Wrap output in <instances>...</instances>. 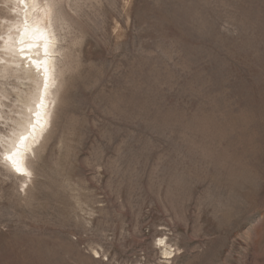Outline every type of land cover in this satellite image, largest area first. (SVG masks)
Returning <instances> with one entry per match:
<instances>
[{
	"label": "rangeland",
	"instance_id": "1",
	"mask_svg": "<svg viewBox=\"0 0 264 264\" xmlns=\"http://www.w3.org/2000/svg\"><path fill=\"white\" fill-rule=\"evenodd\" d=\"M54 14L60 87L26 188L0 153V264H264V0ZM0 19L2 37L1 0Z\"/></svg>",
	"mask_w": 264,
	"mask_h": 264
},
{
	"label": "bare ground",
	"instance_id": "2",
	"mask_svg": "<svg viewBox=\"0 0 264 264\" xmlns=\"http://www.w3.org/2000/svg\"><path fill=\"white\" fill-rule=\"evenodd\" d=\"M1 3L9 7L10 19H4V35L0 36V80L15 82L12 92L17 118H7L0 110V124L5 123L3 120L11 121V126L8 125L11 135L0 134L3 148L0 153L6 166L14 170L22 180V187L26 188L33 175L27 152L35 153V145L48 133L44 135L51 126L60 87L57 61L60 48L54 28L57 0H26L24 3L1 0ZM7 97V90L0 89V109L6 107ZM164 248L165 256L174 257L166 242Z\"/></svg>",
	"mask_w": 264,
	"mask_h": 264
},
{
	"label": "snow or ice",
	"instance_id": "3",
	"mask_svg": "<svg viewBox=\"0 0 264 264\" xmlns=\"http://www.w3.org/2000/svg\"><path fill=\"white\" fill-rule=\"evenodd\" d=\"M22 3L26 2V0H21Z\"/></svg>",
	"mask_w": 264,
	"mask_h": 264
}]
</instances>
